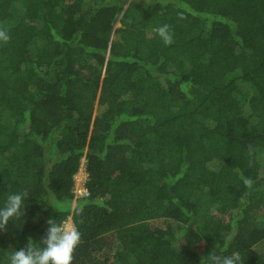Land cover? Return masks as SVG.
I'll use <instances>...</instances> for the list:
<instances>
[{
    "label": "trees",
    "instance_id": "trees-1",
    "mask_svg": "<svg viewBox=\"0 0 264 264\" xmlns=\"http://www.w3.org/2000/svg\"><path fill=\"white\" fill-rule=\"evenodd\" d=\"M0 27V208L29 193L0 264L68 215L73 264H264V0H0Z\"/></svg>",
    "mask_w": 264,
    "mask_h": 264
},
{
    "label": "clouds",
    "instance_id": "clouds-1",
    "mask_svg": "<svg viewBox=\"0 0 264 264\" xmlns=\"http://www.w3.org/2000/svg\"><path fill=\"white\" fill-rule=\"evenodd\" d=\"M167 27L165 25L164 29ZM10 39L8 29L0 27V42L7 44ZM28 196L27 190L7 196L4 206L0 208V230L6 231L10 221L22 219L25 215L24 200ZM47 223L49 228L42 240L43 247L29 238L25 248L11 253L9 264H73L74 253L82 242L81 233L66 221L58 223L49 219ZM224 251H227V244ZM211 264H244V260L241 254L235 251L230 255H212Z\"/></svg>",
    "mask_w": 264,
    "mask_h": 264
},
{
    "label": "rangeland",
    "instance_id": "rangeland-1",
    "mask_svg": "<svg viewBox=\"0 0 264 264\" xmlns=\"http://www.w3.org/2000/svg\"><path fill=\"white\" fill-rule=\"evenodd\" d=\"M120 25V20L118 19L115 23V26L112 30V33H111V38L115 37L117 35V33L115 32V27ZM97 110V104L95 106V109H94V113L96 112ZM85 155H83L81 157V160H80V168L79 170L77 171V173L75 174V186H74V191H75V194H80L82 193V186H83V183L86 179V176H87V170H86V165H85ZM67 221H70V219L67 217Z\"/></svg>",
    "mask_w": 264,
    "mask_h": 264
},
{
    "label": "built area",
    "instance_id": "built-area-1",
    "mask_svg": "<svg viewBox=\"0 0 264 264\" xmlns=\"http://www.w3.org/2000/svg\"><path fill=\"white\" fill-rule=\"evenodd\" d=\"M87 177V176H86ZM86 180V179H85ZM87 192V187L85 186V181L83 183V186H82V193H86ZM68 218L70 219V221H67V218H65L63 221H66L68 224L70 225H74V222L72 220V216L71 215H68ZM75 226V225H74Z\"/></svg>",
    "mask_w": 264,
    "mask_h": 264
}]
</instances>
